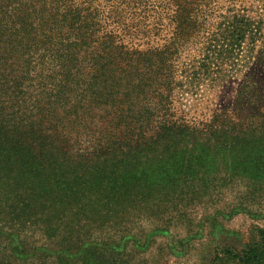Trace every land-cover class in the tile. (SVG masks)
<instances>
[{
	"label": "trees",
	"instance_id": "trees-1",
	"mask_svg": "<svg viewBox=\"0 0 264 264\" xmlns=\"http://www.w3.org/2000/svg\"><path fill=\"white\" fill-rule=\"evenodd\" d=\"M245 47L250 72L233 103L186 111L185 97L208 77L219 87L228 81L211 71L235 67ZM247 184L264 188V0H0V243L8 264L33 255L26 231L78 228L59 251L102 243L94 225H111L119 239L135 225L163 233L188 225L206 197ZM238 198L201 220L236 209L262 214ZM134 214L148 222L137 227ZM70 215H85L91 232L62 222ZM254 234L223 247L214 263L264 264V229Z\"/></svg>",
	"mask_w": 264,
	"mask_h": 264
},
{
	"label": "rangeland",
	"instance_id": "rangeland-1",
	"mask_svg": "<svg viewBox=\"0 0 264 264\" xmlns=\"http://www.w3.org/2000/svg\"><path fill=\"white\" fill-rule=\"evenodd\" d=\"M242 50L243 54L241 57L237 58L236 61L234 60L235 67L232 61H228L223 65L220 64L221 68H215L214 71H211V76L215 77L217 76L216 72H222V75L229 82L224 81L223 85L219 87L212 77H208L202 83L198 95L191 93L185 97V102L183 100L186 104V111H190L191 115H196V113H207L209 110L218 109L233 103L237 94L238 82L246 77L251 67L249 58L245 57L247 47ZM182 60L188 61V58H183ZM249 189H251V186L248 184L240 188L230 185V187L223 190L221 195L206 197L200 201L199 206L201 208L197 209L198 212L187 216L190 218L187 220L188 225L190 224L189 222L192 223L191 227H188L186 221L184 223H172L170 227L166 228L168 229L167 232L149 235L150 229L148 226L143 225V223L148 222L149 218L134 214V220H132L135 222L134 225L139 224L137 227H144L137 229L135 225L133 236L119 239L121 233L111 229V225L106 224L98 227L94 225L93 229L95 230H99L102 227V231H96L97 237L102 238V243L89 242V244H86V246H89L88 248L82 247L78 251H76V247L69 251H59L65 248L62 245L63 243H61L65 234L77 235L79 233L74 231L78 228L72 230L67 223L62 224L58 228L53 226L49 230L45 227H40L35 231H26L21 238L26 240L27 251L33 252V255L28 256L27 260H19V263H15L215 264L214 259L223 247H241L255 235L254 233L258 228L264 229V188L259 191L253 190V192ZM235 197H237V200H239L238 197H241L240 203L253 205L255 206L254 209L260 206L258 210H261L262 214H252L249 210L236 209L235 212L232 211L230 214L219 213L201 220L203 214L211 213L213 206L221 202L230 203L231 200H235ZM2 198H4V194L0 195V201H2ZM235 202L239 203V201ZM203 206H205L204 209H202ZM60 217L64 218L63 215ZM68 217L63 219L62 222L74 220L76 223H81V228L79 226L81 234L82 232H91L88 230L91 224L87 223L85 215L78 217L70 215ZM86 225H88L87 228ZM157 225L158 223L153 225L154 227L152 228ZM31 235L34 236L32 237ZM109 238H112L113 241H109ZM58 242L59 245H55ZM5 245L6 243L3 241L0 243V264H8L9 259H12V255ZM41 247H44L45 250L40 249Z\"/></svg>",
	"mask_w": 264,
	"mask_h": 264
}]
</instances>
